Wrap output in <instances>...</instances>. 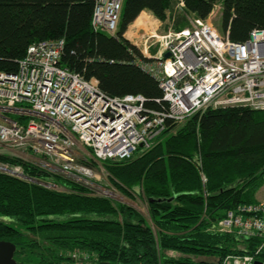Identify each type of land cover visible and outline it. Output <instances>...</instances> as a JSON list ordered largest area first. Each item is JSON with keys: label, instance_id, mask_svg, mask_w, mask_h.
Listing matches in <instances>:
<instances>
[{"label": "trees", "instance_id": "1", "mask_svg": "<svg viewBox=\"0 0 264 264\" xmlns=\"http://www.w3.org/2000/svg\"><path fill=\"white\" fill-rule=\"evenodd\" d=\"M218 3L220 29L231 40L264 29V0H184L183 8L177 0H125L114 35L93 29L96 0H0V72L16 73L32 43L64 39L61 66L96 78L109 97L140 94L145 110L166 111L157 79L142 67L149 58L124 34L143 10L175 31L189 25L190 14L207 19ZM0 160L65 188L0 172V240L16 245L21 264H60L69 250L95 264H221L261 244L219 232L217 224L239 205L259 202L264 109L208 107L182 123L169 119L150 148L103 161L110 182L129 199L145 200L147 214L20 157ZM258 258L264 261V247Z\"/></svg>", "mask_w": 264, "mask_h": 264}, {"label": "built area", "instance_id": "2", "mask_svg": "<svg viewBox=\"0 0 264 264\" xmlns=\"http://www.w3.org/2000/svg\"><path fill=\"white\" fill-rule=\"evenodd\" d=\"M124 1L97 0L93 29L114 34ZM177 1L184 7V0ZM188 20V27L169 31L159 52L142 62L169 104L162 112L145 110L140 94L109 97L96 78L61 66L64 39L32 43L16 73L0 72V155L32 154L59 170L42 166L50 172L92 177V167L82 162L88 155L98 161L129 160L155 143L169 119L182 123L208 107L264 109V29L253 30L245 41L218 32V39L212 40L211 33L218 29L209 17L190 14ZM79 149L85 151L81 161ZM0 172L47 187L54 184L31 178L18 163L0 160ZM217 230L242 240H261L254 253H231L221 264H264L258 258L264 247V202L228 211ZM66 256L61 264H95L79 250H69Z\"/></svg>", "mask_w": 264, "mask_h": 264}, {"label": "rangeland", "instance_id": "3", "mask_svg": "<svg viewBox=\"0 0 264 264\" xmlns=\"http://www.w3.org/2000/svg\"><path fill=\"white\" fill-rule=\"evenodd\" d=\"M221 13H222V5L221 3H218V5L215 7V9L212 11L211 15L209 16L210 21L213 23V25L219 30L220 29V20H221ZM152 20V24H145L142 26L139 25H134V22L131 23L125 33V37L127 38L128 36L126 35L127 32L129 33V35L132 37H130L131 39H129V37L127 39L130 40V42H132L133 44H135L136 46H138L141 50V52L143 53L144 49L148 48L149 49V53H153V49H158L160 50L162 48V44H163V40H164V36L171 30H168V26L163 22V21H159V19L157 20V18L154 16V18L151 19ZM141 27L146 28V32L143 34H140L137 30L138 28ZM157 51V50H156ZM155 51V52H156ZM145 53V52H144ZM185 122V121H184ZM21 158L24 160H27L29 162H35L37 163L39 166H46L48 167V169H52L54 171H58L54 169L49 162L44 159V158H40L38 157L37 161L34 158V156L32 154H20ZM83 153L81 152V155L79 156L80 161L82 160ZM83 163H86L88 165H90V167H92V170L94 171V175L93 177L90 178H86L89 176H81V175H68V174H64L66 178L69 177V179H72L74 181L80 182V183H84L85 185H88V187L91 189V191L96 194V195H105V196H110V197H114L117 200H121L124 201L126 203H130L133 206H135L138 210H140L143 213H148V209H147V203L145 200L139 198L138 196L135 197L134 199H129L128 197L124 196L111 182L109 179V175L108 172L105 170V168L103 167V163L95 160L93 158H91L89 155L87 156L86 160H82ZM63 175V173H62ZM63 175V176H64ZM38 180V179H36ZM41 181V180H38ZM52 187L54 189H58V190H65L64 187L62 186H58V185H54L52 184ZM257 200L260 202H264V185L258 190L257 192Z\"/></svg>", "mask_w": 264, "mask_h": 264}, {"label": "crops", "instance_id": "4", "mask_svg": "<svg viewBox=\"0 0 264 264\" xmlns=\"http://www.w3.org/2000/svg\"><path fill=\"white\" fill-rule=\"evenodd\" d=\"M122 12V11H121ZM152 18H154V15L150 12V11H148V10H143L141 13H140V15L137 17V19L135 20V22H134V25H139V26H142V25H145V24H152ZM157 20H158V18H157ZM160 21V20H159ZM120 24V23H119ZM146 28H141V27H139L138 28V32L140 33V34H143V33H145L146 32V30H145ZM126 33V32H125ZM128 37H129V39H131L132 37L129 35V33L127 32V34H126ZM124 37H125V34H124ZM127 37V38H128ZM131 37V38H130ZM126 38V37H125ZM128 39V40H129ZM157 50V51H156ZM153 51V53H151L152 54V56H154V55H156L158 52H159V50L158 49H153L152 50ZM156 51V52H155ZM148 53L149 52V49L148 48H146V49H144V51H143V54H145V53ZM79 151L80 152H82V153H85V151L84 150H82V149H79ZM136 196V195H135ZM137 197V196H136ZM114 198V197H113ZM119 201H121V200H119ZM121 202H124V201H121ZM124 203H126V202H124ZM127 204H129V205H131L132 207H135V206H133L132 204H130V203H127ZM136 208V207H135Z\"/></svg>", "mask_w": 264, "mask_h": 264}, {"label": "water", "instance_id": "5", "mask_svg": "<svg viewBox=\"0 0 264 264\" xmlns=\"http://www.w3.org/2000/svg\"><path fill=\"white\" fill-rule=\"evenodd\" d=\"M165 56H169L166 53ZM16 245L12 242L0 240V264H21L15 259Z\"/></svg>", "mask_w": 264, "mask_h": 264}, {"label": "bare ground", "instance_id": "6", "mask_svg": "<svg viewBox=\"0 0 264 264\" xmlns=\"http://www.w3.org/2000/svg\"><path fill=\"white\" fill-rule=\"evenodd\" d=\"M96 1H97V0H96ZM95 5H96V4H95ZM181 8H183V7H181ZM120 19H121V17H120ZM119 23H120V21H119ZM189 25H190V23H189ZM189 25H188V26H189ZM188 26H187V27H188ZM185 28H186V27H185ZM118 29H119V24H118ZM118 29L116 30V32L118 31ZM116 32H115L114 34H116ZM217 32H218V34H219L220 36H221V35L226 36L225 33H223L222 31H219V30L216 31V30H215V31H213V32L211 33V35H210V37H211L212 40H217V39H218V37H217ZM105 33H106V32H105ZM107 34H109V33H107ZM114 34H109V35H114ZM250 34H251V33H250ZM227 36H228V35H227ZM144 55H145V57H147V58H149V59L152 58V57L150 58V56H152V54L149 53V52H148V53H145ZM149 55H150V56H149ZM4 73H6V72H4ZM133 157H134V156H133ZM103 161H105V160H103ZM103 161H100V162H103ZM114 161H115V160H114ZM122 161H123V160H122ZM92 177H93V176H92ZM92 177H86V178H87V179H88V178L91 179ZM68 178H69V177H68ZM86 186H88V185H86ZM60 264H61V263H60Z\"/></svg>", "mask_w": 264, "mask_h": 264}]
</instances>
